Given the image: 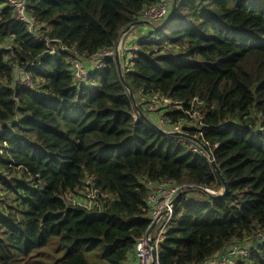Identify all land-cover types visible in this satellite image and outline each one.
<instances>
[{"label": "trees", "instance_id": "16d2710c", "mask_svg": "<svg viewBox=\"0 0 264 264\" xmlns=\"http://www.w3.org/2000/svg\"><path fill=\"white\" fill-rule=\"evenodd\" d=\"M157 2L28 0L39 34L68 49L52 55L0 0V264H127L151 223L147 183L164 180L195 188L174 205L158 264L214 263L234 249L249 254L225 264H264V242L255 240L264 234V0H179L173 19L153 24L121 67L146 118L202 133L225 193L206 157L142 115L134 121L116 63L102 71L92 63L86 82L73 80L74 52L113 48ZM16 70L32 86L18 84ZM140 95L183 110L147 113ZM87 178L112 195L100 214L66 198Z\"/></svg>", "mask_w": 264, "mask_h": 264}, {"label": "built area", "instance_id": "2783aa9c", "mask_svg": "<svg viewBox=\"0 0 264 264\" xmlns=\"http://www.w3.org/2000/svg\"><path fill=\"white\" fill-rule=\"evenodd\" d=\"M5 3L13 10L15 20L21 24L30 35L37 38L39 41L46 43L50 54L54 55L56 53V48L62 52L68 51L62 42L58 40H50L49 38L39 34L41 32V25L39 24L38 20L28 12V0H5ZM171 3V0H158L156 5L147 8L141 13L139 26H131L125 30L123 34L129 33L134 27L144 28L146 31L147 27H149L151 28V33L146 32L143 39L145 41H149L150 38H152V25L168 18L171 10ZM144 24L149 25L145 26ZM121 39L122 35L113 48L101 50L91 57H81L77 52H74V56L68 59L73 80L76 83H81L86 82L90 78V74L85 71V62L91 64L93 63L94 68L97 71H102L107 68V63L109 61L116 63L117 56H119L121 61L126 63H124L125 65L131 64V61L137 58V53L139 51L137 46L138 42L134 45H131L128 50H126ZM20 73L21 72L18 70V74ZM22 75V78L19 77V75L18 78L15 77L17 83L25 87L32 86V81L30 78L24 74ZM139 101L140 103L143 102V109L147 113L156 112L157 110L161 112L163 111L162 109L169 110L172 108L183 110L182 103L168 97L153 96L151 98H147L140 95ZM195 101L197 102V100ZM134 109L136 114L133 117L134 121H137L139 119L140 112L138 110V106L137 108L134 106ZM166 126L169 125L167 122H164L162 127L165 128ZM172 126H174V128L170 130V134H166L165 132L164 134L171 136V134H174L173 131L184 133L181 130V123ZM201 137L202 133L198 132L194 136L197 141L179 137H176V139L178 143L185 145L189 151L198 156L206 157V159H208V161L211 163L209 160V154L200 148V145L203 148L206 147V145L198 141V138ZM193 188H195L193 185L179 186L169 180H164L158 183H147L146 204L151 212V223L147 232L137 241L134 252L135 261L133 264H158V250L160 241L174 212V206H172V202L174 199H177V197H179L184 192V190ZM203 191L210 196L218 195V192L209 188H204ZM66 198L70 205L79 206L88 211H93L96 212V214H100L105 201L110 198V195L96 189L94 182L90 179H87L86 182L77 189L76 193H69L66 195ZM154 224H156V226L154 229H152ZM255 240L257 243L264 242V234H257ZM150 244H152V246H150ZM153 251L156 253L157 261H154ZM248 254V250L234 249L232 252L225 250L221 252L220 256L213 264H225L227 258L229 257H235L239 255L244 257Z\"/></svg>", "mask_w": 264, "mask_h": 264}, {"label": "water", "instance_id": "95a60500", "mask_svg": "<svg viewBox=\"0 0 264 264\" xmlns=\"http://www.w3.org/2000/svg\"><path fill=\"white\" fill-rule=\"evenodd\" d=\"M178 2H179V0H172L170 14H169V16H168V18L166 20L167 22H170L173 19V16L175 15V12H176V9H177ZM144 25L147 26L149 24H144ZM116 65H117L120 81H121L123 87L129 93V98H130L131 102L133 103V106H135L137 108L136 98H135L133 92L130 90V88L128 87V85L126 84V82H125V80L123 78L122 69H121V60H120L119 56H117V58H116ZM141 115H142V118L144 119V121L146 122L147 125L152 126L154 129H156L157 131H159L161 133H164V131H162L159 127H156L155 125H153L152 122L150 120H148L142 113H139V116H141ZM171 136L179 137V138H186V139L197 141L193 136H189V135H186L184 133H178L177 132V133L171 134ZM204 150L209 154V160L211 161V164L213 165V167L216 169V173H217L219 179L221 180V183L223 184L224 193H225V191H226V183H225L223 177L221 176L219 170L215 166V162L213 160V157H212L211 153L209 152V150L206 147H204ZM178 198L179 197H177V199L173 200L172 206H174L176 204V201L178 200ZM155 226H156V224L153 225L152 229H154ZM150 246H152V244H150ZM153 256H154V261H157L155 251H153Z\"/></svg>", "mask_w": 264, "mask_h": 264}, {"label": "crops", "instance_id": "0c3cea01", "mask_svg": "<svg viewBox=\"0 0 264 264\" xmlns=\"http://www.w3.org/2000/svg\"><path fill=\"white\" fill-rule=\"evenodd\" d=\"M142 27V26H141ZM146 34V29L144 28H136L134 27L129 33L127 34H122V43L124 44V48H126V50H128V48L131 46V45H134L135 42H139L141 41L144 36ZM142 37V38H141ZM121 63H125L124 61H121ZM122 64H121V67H122ZM126 64V63H125ZM85 68L90 71V69L92 68V64L91 63H87L85 62ZM18 75L19 77H23L22 75V72L20 74H18V70H16V73H15V77L18 78ZM186 134V133H184ZM188 135V134H186ZM135 261V257H134V254L130 257L129 259V262L127 264H133Z\"/></svg>", "mask_w": 264, "mask_h": 264}, {"label": "rangeland", "instance_id": "374dc122", "mask_svg": "<svg viewBox=\"0 0 264 264\" xmlns=\"http://www.w3.org/2000/svg\"><path fill=\"white\" fill-rule=\"evenodd\" d=\"M171 2H172V0H171ZM164 20H162V21H160V22H158V23H156L155 25L156 26H158L159 24H161L162 22H163ZM146 32H148V33H151V28H149V27H147V31ZM142 38V37H141ZM135 43H137V42H135ZM122 59H123V57H122ZM137 96H135V98H136ZM133 108H134V106H133ZM199 113V112H198ZM136 113H135V109H134V115H135ZM261 116V118H263L264 116H262V114L260 115ZM154 117H156V116H154ZM154 117H151V116H147V119H151L150 121L151 122H153L152 124L153 125H155L156 127H159L162 131H164L166 134H170V130L171 129H173L174 128V126H166L165 128L164 127H160L159 125H161L162 123H164L165 122V120L162 118V117H158V120H156V119H154L153 120V118ZM192 118H194V119H192V120H197L198 118H199V116L197 115L196 116V118H195V116H194V114H193V117ZM260 118V117H259ZM263 120H259L257 123H258V125L259 124H261V122H262ZM182 130V129H181ZM182 132H184V131H182ZM173 133H177V131H173ZM166 136H168V135H166ZM200 148L202 149V150H204V148L200 145ZM87 179H90V180H92L93 182H94V179L93 178H87ZM86 182V181H85ZM84 184V183H83ZM85 186V185H84ZM196 197H198V198H200V197H204L202 194H200V193H195L194 194ZM110 198H112V195L110 194ZM255 244V240H251V247L253 246ZM246 245L247 246H249L250 245V241L248 240L247 242H246ZM206 264H213V262L212 261H209V262H207Z\"/></svg>", "mask_w": 264, "mask_h": 264}]
</instances>
